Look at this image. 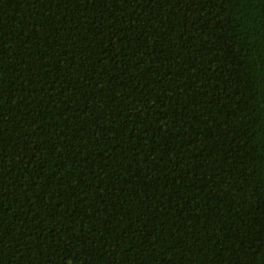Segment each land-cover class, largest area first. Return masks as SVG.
<instances>
[{
    "label": "trees",
    "instance_id": "1",
    "mask_svg": "<svg viewBox=\"0 0 264 264\" xmlns=\"http://www.w3.org/2000/svg\"><path fill=\"white\" fill-rule=\"evenodd\" d=\"M0 264H264V0H0Z\"/></svg>",
    "mask_w": 264,
    "mask_h": 264
}]
</instances>
